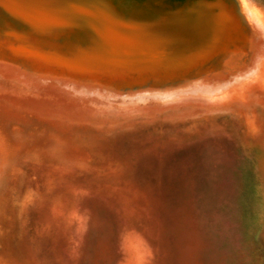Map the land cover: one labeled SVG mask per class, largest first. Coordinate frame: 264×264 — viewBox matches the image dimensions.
<instances>
[{"label":"rangeland","instance_id":"obj_1","mask_svg":"<svg viewBox=\"0 0 264 264\" xmlns=\"http://www.w3.org/2000/svg\"><path fill=\"white\" fill-rule=\"evenodd\" d=\"M237 1L256 36L184 89L0 62V264H264V0Z\"/></svg>","mask_w":264,"mask_h":264},{"label":"water","instance_id":"obj_2","mask_svg":"<svg viewBox=\"0 0 264 264\" xmlns=\"http://www.w3.org/2000/svg\"><path fill=\"white\" fill-rule=\"evenodd\" d=\"M254 36L237 0H0V62L72 99L184 89Z\"/></svg>","mask_w":264,"mask_h":264},{"label":"flooded vegetation","instance_id":"obj_3","mask_svg":"<svg viewBox=\"0 0 264 264\" xmlns=\"http://www.w3.org/2000/svg\"><path fill=\"white\" fill-rule=\"evenodd\" d=\"M240 3H241V0H240Z\"/></svg>","mask_w":264,"mask_h":264}]
</instances>
